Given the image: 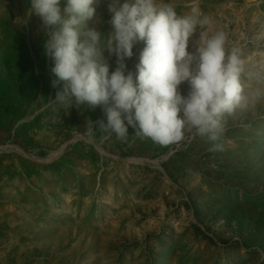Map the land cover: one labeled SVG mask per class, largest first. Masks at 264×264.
Masks as SVG:
<instances>
[{"label":"rangeland","instance_id":"rangeland-1","mask_svg":"<svg viewBox=\"0 0 264 264\" xmlns=\"http://www.w3.org/2000/svg\"><path fill=\"white\" fill-rule=\"evenodd\" d=\"M111 2L98 0L99 22H88L104 37ZM166 2L211 20L189 51L226 31L260 72L245 92L264 89V0ZM40 23L31 0H0V264H264V98L227 117L222 152L190 135L161 146L131 127L126 140L104 138L88 130L106 122L100 107L49 102L56 77ZM144 47L126 60L134 83ZM104 56L113 70L115 55Z\"/></svg>","mask_w":264,"mask_h":264},{"label":"clouds","instance_id":"clouds-1","mask_svg":"<svg viewBox=\"0 0 264 264\" xmlns=\"http://www.w3.org/2000/svg\"><path fill=\"white\" fill-rule=\"evenodd\" d=\"M98 0H31V11L40 19L47 40L46 55L53 61L55 99L65 109L80 111L100 107L106 117L91 120L89 131L104 138L126 140L128 128L141 140L151 139L161 146L177 144L186 135L204 138L209 152L224 151L222 138L227 117L238 110L255 107L264 98V89L245 92L242 80L259 77L255 65L242 58L241 48L228 47L229 37L217 30L201 35L193 51L189 39L197 25L211 24L193 7L180 15L166 0H112L109 23L113 31L104 37L88 22H99ZM139 42L145 47L133 73L126 60ZM115 55V68L104 56ZM127 72V74H126ZM190 85L187 95L180 86Z\"/></svg>","mask_w":264,"mask_h":264}]
</instances>
